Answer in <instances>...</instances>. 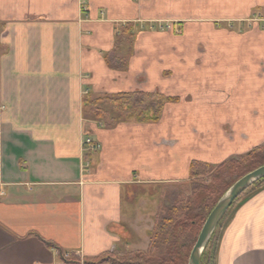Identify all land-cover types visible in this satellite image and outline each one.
Here are the masks:
<instances>
[{
  "label": "crops",
  "instance_id": "0c3cea01",
  "mask_svg": "<svg viewBox=\"0 0 264 264\" xmlns=\"http://www.w3.org/2000/svg\"><path fill=\"white\" fill-rule=\"evenodd\" d=\"M83 1L0 0V264H95L107 255L117 257L136 247L142 251L148 229L139 230L122 216L119 185L151 182L146 170L154 164H161L159 170L164 165L176 171L174 179L180 174L186 181L192 161L215 167L264 143L263 136L252 148L231 153L219 146L222 138L217 133V141L210 136L211 147L221 153L210 151L208 156L195 143L182 150L185 144L180 141L161 140L174 144L175 158L168 160V154L155 157L149 148L154 143L151 125L90 129L82 121L86 95L144 91L172 97L178 90L191 89L197 80L211 79L218 67L243 70L246 78L262 83L264 95V31L255 26L239 34L230 31L201 64L193 60V69L184 58H164V68L175 75L168 82L159 76L160 88L153 70L137 82L147 64L148 69L157 66L140 55L156 50L153 39L158 37L151 33L136 35L122 57L124 44L119 46L117 55L126 60V71L111 70L104 60L114 48L118 25L137 21L136 6L130 0ZM240 4L233 9L242 10ZM248 4L263 3L248 0L244 6ZM144 9L140 18L151 19L152 10ZM181 104L166 105L156 127L186 129ZM253 115L252 127L257 128L264 116L259 122V113ZM189 129L191 134H182L184 141L204 142L211 135L204 128ZM220 131L238 150L249 141L242 127L234 133L227 123ZM85 132L100 144L90 157L82 153ZM84 161L89 169H83ZM130 228L135 238H130ZM215 264H264V188L232 209Z\"/></svg>",
  "mask_w": 264,
  "mask_h": 264
},
{
  "label": "rangeland",
  "instance_id": "374dc122",
  "mask_svg": "<svg viewBox=\"0 0 264 264\" xmlns=\"http://www.w3.org/2000/svg\"><path fill=\"white\" fill-rule=\"evenodd\" d=\"M130 1L137 8V21L125 22L118 25L117 34H119L121 30L126 31L124 34V47L120 48L119 56H123L126 52V46L130 42H134L136 35L139 37L146 33H151V35L158 37V40L153 39V42L156 43V50L154 48L146 49V52L141 51L140 54L144 56L145 62H149L150 60L153 61V65L157 64V66L154 65L153 69H148L150 64H147L146 68H144L146 74H139L137 82H141L144 78L147 79V73H152L153 70V74L158 80V87L160 88H163V86H161L162 83L159 76L162 75V77L166 79L164 82H166L175 75V73L168 70L170 69L169 67L164 68V58L172 61L176 58H184L187 62H190V68L188 69H193V60H196V64H201L205 58H208L209 54L215 52L214 49H216L218 43L224 42L225 35L230 31L239 34L245 31H250L254 26V28L264 31V0H254L263 3L259 5L262 7L252 6L251 4L244 6V3L248 0ZM236 3H241L239 7H243V9L239 11L236 10V8L233 9ZM141 8H145L144 12L147 11V9H151L153 17L145 21L142 20L140 18ZM249 9H251V11ZM244 13H247L244 17H235L236 15H243ZM100 15V19H103V13ZM127 29L130 30L129 32L131 35H129L130 33ZM220 45L224 46L225 43ZM139 53L140 52H138V54ZM222 53L223 58L224 53L226 52L222 51ZM222 58L220 59L224 63V59ZM172 61L170 62L172 63ZM214 71L211 79L197 80L195 81V86L193 83L192 88L183 93H180L182 91L178 90L177 93L179 94L172 96L173 98H176L177 101L175 103H168L172 105L178 104L179 102L182 103V107H180L182 113L180 115L184 118V121L188 122V124L186 125L183 120L181 122L186 126V129L178 132L177 130L166 129L170 127L168 124H165L166 126L162 128L156 127L157 124H148L151 125L150 128L154 130L152 138L154 143L152 147L149 148H151L153 151L152 154L155 157L159 154H163L166 157L168 154L166 157L168 160L175 158L174 155H171V153L175 152H172V146L174 144L171 145L170 143H165V145L163 142L160 143L161 140L167 142L170 141V139H173L175 144L180 141V144H185L182 150H188V146L195 143L199 148L198 150L203 151L209 156L208 153L210 151L212 152V155L216 154V152H218L216 155L221 153L220 151H214L211 147L213 143L210 136H213L215 139L217 133L222 138L220 139L219 146L224 150L228 149V152L231 153H236L237 151L243 152L248 148L250 149L262 139L264 136V123H260L257 128L252 127L253 113H259V117L257 118V121L259 120V122H261L260 118L264 116V113L261 112L264 110L262 83L260 81L252 82L249 76L246 78V74L243 70H234L231 68L226 70L225 67H218L215 68ZM153 74L151 76H153ZM88 118V116L82 114V121H86V124L87 126H90V129L92 128L91 126L104 128L101 121H92ZM161 121L162 118L160 122ZM227 123L231 125L234 133L238 131V128L242 127L244 135L249 138L248 142H242L244 146L239 150L236 145L228 144L226 141L227 139H225V136L220 131V129L223 131V126ZM222 124L224 125L222 126ZM190 127L199 132L204 128L202 131H209L211 135H208L209 139H206L204 142L190 141L189 138L188 141H184L182 134H191ZM87 138L92 139L93 137L90 133L85 132L82 136V141ZM215 141H217V139H215ZM183 145H181V148ZM262 145H264V143L259 146ZM149 148H147L148 152H150ZM83 150L84 149H82V153L84 155L87 154L89 157L98 153H87ZM188 155L194 156L192 153H188ZM244 155L231 159L238 160ZM166 158L164 160H166ZM213 158L219 159L218 157ZM156 166L157 165L154 164L151 169L146 170L147 175L151 178V182L119 185L121 188L122 216H124L126 220L128 219L129 223L132 222L129 225H133L139 228V230L140 228H147L148 232L153 228L155 218H157L158 214L164 210V205L168 204L169 200L176 199L177 201H181L182 199L189 197L193 192L191 184L194 181H191L189 178L184 181L180 178V174L177 179H174V177H176V171L166 169L164 165H162L159 170L161 164H159L157 168ZM89 167L90 164L84 161L83 169H89ZM212 167L214 168V166ZM164 170L168 172L163 173ZM248 170V165L243 164L235 168L233 175L239 176L246 173ZM136 172V176L138 177L139 172ZM202 181L205 183L210 182L209 178H204ZM232 209L233 208L227 212L226 217L223 219L220 227L221 232ZM197 229L198 226L195 229V233ZM129 232L130 238H135L131 228L129 229ZM214 242L215 240L213 241V244ZM146 249L142 251H145ZM133 250L134 251L129 250L121 252V255L117 256L116 260L119 263L124 264H128L131 260H136L134 256L135 252H140L141 250H139L138 247Z\"/></svg>",
  "mask_w": 264,
  "mask_h": 264
},
{
  "label": "trees",
  "instance_id": "16d2710c",
  "mask_svg": "<svg viewBox=\"0 0 264 264\" xmlns=\"http://www.w3.org/2000/svg\"><path fill=\"white\" fill-rule=\"evenodd\" d=\"M125 33L126 31L121 30L116 34L114 48L104 57L107 67L111 70L120 72L127 70L126 60L118 58L117 55L119 46L124 43ZM176 101L177 99L173 97L144 91L96 97L86 95L82 99V114L88 116L89 120L101 121L104 129H114L121 123L158 124L166 104ZM243 164H247L249 170L242 175L234 176L235 168ZM262 165H264V145L252 149L238 160L231 159L214 168L206 163L192 161L189 164L188 178L194 181L191 184L193 192L181 201L169 200L168 204L164 205V210L155 218L153 228L147 233L149 240L147 249L135 252L136 260H131L128 264H187L199 231L219 198L238 179ZM204 178H209L210 182L205 183L202 181ZM262 188H264V178L252 184L233 202L204 248L200 264H215L221 235L220 227L227 212ZM47 245L51 244L47 243ZM95 264L124 263H119L116 257L107 255Z\"/></svg>",
  "mask_w": 264,
  "mask_h": 264
},
{
  "label": "water",
  "instance_id": "95a60500",
  "mask_svg": "<svg viewBox=\"0 0 264 264\" xmlns=\"http://www.w3.org/2000/svg\"><path fill=\"white\" fill-rule=\"evenodd\" d=\"M263 178L264 165L245 174L225 191L205 219L189 253L187 264H200L201 254L226 211L246 189Z\"/></svg>",
  "mask_w": 264,
  "mask_h": 264
},
{
  "label": "built area",
  "instance_id": "2783aa9c",
  "mask_svg": "<svg viewBox=\"0 0 264 264\" xmlns=\"http://www.w3.org/2000/svg\"><path fill=\"white\" fill-rule=\"evenodd\" d=\"M82 149L83 151L89 153L98 152L100 150V144L92 140L91 138L84 139L82 141ZM3 193L0 191V196H2Z\"/></svg>",
  "mask_w": 264,
  "mask_h": 264
}]
</instances>
